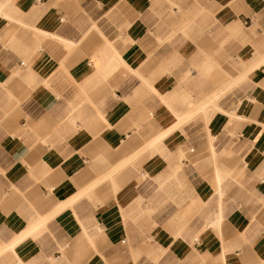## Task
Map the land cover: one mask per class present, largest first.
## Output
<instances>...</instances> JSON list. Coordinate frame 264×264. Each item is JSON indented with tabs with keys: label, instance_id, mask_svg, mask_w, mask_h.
Returning a JSON list of instances; mask_svg holds the SVG:
<instances>
[{
	"label": "crops",
	"instance_id": "obj_1",
	"mask_svg": "<svg viewBox=\"0 0 264 264\" xmlns=\"http://www.w3.org/2000/svg\"><path fill=\"white\" fill-rule=\"evenodd\" d=\"M0 264H264V0H0Z\"/></svg>",
	"mask_w": 264,
	"mask_h": 264
}]
</instances>
